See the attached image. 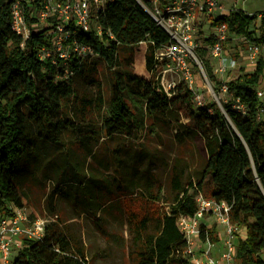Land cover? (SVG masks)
Listing matches in <instances>:
<instances>
[{
    "label": "trees",
    "instance_id": "trees-1",
    "mask_svg": "<svg viewBox=\"0 0 264 264\" xmlns=\"http://www.w3.org/2000/svg\"><path fill=\"white\" fill-rule=\"evenodd\" d=\"M12 2L0 0V216L9 214L12 206L25 207L21 186L41 165V159H47V164L57 165L58 175V184L48 195L50 213L58 215V202L70 199L76 209L97 218L99 229L109 236L98 216L118 210L127 219L135 264H192L177 220L180 214L196 213L200 193L232 204V221L238 226V263L264 264V121L257 117L263 104L258 89L262 87L264 56L252 72L228 81L232 100L224 104L227 113L218 107L211 111L212 106H195L193 90L178 84L166 91L156 78V53L170 43L169 33L137 0H110L92 12L102 27L101 34L93 29L72 35L92 46L97 54L94 57L110 70L106 98L102 84L94 78L98 71L94 57L73 56L69 66L74 73L68 77L63 66L41 60L40 47L50 45L53 27L36 28L43 0L26 1L31 30L25 40L12 29ZM256 19L255 14L231 10L212 23H226L231 36L264 43V13L259 35L251 30ZM56 20L51 18L54 24ZM143 42L147 44L146 68L151 79L139 76L132 68L136 49ZM197 53L208 77L219 88L220 81L206 59L207 49L200 47ZM78 74L90 78L94 93H79L74 80ZM238 98L247 106L246 115L232 107ZM162 127L173 129L180 144L199 137L204 149L193 173L175 170L167 208L155 205L162 199V187L154 193L153 180L138 185L125 174L129 165L125 141H139L145 131L156 134ZM68 135L77 139L80 153L65 148ZM103 138L118 143L111 149L115 165L107 167H115L117 176L112 179L96 168L89 169V158L96 154L95 147ZM139 145L141 155L147 156L144 144ZM138 187L148 200V208L143 212L127 206L123 209L125 189L132 194ZM207 235L213 243L220 240L217 224L208 228V234L203 231L202 239ZM12 263L91 264L81 240L59 219L47 225L42 239H24Z\"/></svg>",
    "mask_w": 264,
    "mask_h": 264
},
{
    "label": "built area",
    "instance_id": "built-area-1",
    "mask_svg": "<svg viewBox=\"0 0 264 264\" xmlns=\"http://www.w3.org/2000/svg\"><path fill=\"white\" fill-rule=\"evenodd\" d=\"M27 0H13L11 6L12 29L25 40L30 34L27 21ZM110 0H43L37 13L39 19L36 28H42V22L52 24L50 45L40 47L41 60L51 61L53 64L63 66L65 76L73 75L69 60L73 56H96L94 48L88 44L72 38L78 31L90 32L93 29L101 34L102 27L95 21L93 11L102 8ZM153 17L156 23L163 27L170 36V43L156 53L157 79L166 91L175 88L178 83L175 76L168 78L167 73L172 69L160 70V65L172 62L177 66L176 73L181 71L192 86L194 76L192 66L194 61L203 68V60L197 50L205 47L211 59L215 60L213 66L216 76H220L219 89L231 96L228 81L239 74L240 60L229 55L226 45L230 40L242 39L245 47L242 51L251 63L257 64L264 56V43L249 40L245 36H231L226 23L216 26L215 36L211 42H195L196 20L199 14L214 16L217 10H222L221 0H137ZM236 2L238 0H235ZM253 14V13H250ZM223 15V14H222ZM221 15V16H222ZM56 17V24L51 18ZM54 24V25H53ZM74 27L75 29H72ZM24 46V42L22 43ZM241 50V48H240ZM190 86V87H191ZM258 95L263 104L258 107L257 117L264 121V89H258ZM200 105L204 104L199 101ZM232 107L243 115L247 114L246 104L239 98L233 101ZM212 111V109L210 108ZM232 204L226 200L206 198L202 193L197 196V211L194 215L180 214L177 224L187 240L185 252L190 256L192 264H239L237 253L238 226L232 221ZM52 218H33L24 208L12 206L9 214L0 216V254L3 261L8 264L13 248L21 249L24 239L39 240L45 236L46 227L50 222L57 221L59 216ZM208 216L214 218L218 226L221 242L218 249L207 235L203 240L201 234H208V226L204 221ZM205 225V229H203ZM221 227V228H219ZM219 250V257L215 254ZM88 259V257H87ZM89 260V259H88Z\"/></svg>",
    "mask_w": 264,
    "mask_h": 264
},
{
    "label": "rangeland",
    "instance_id": "rangeland-1",
    "mask_svg": "<svg viewBox=\"0 0 264 264\" xmlns=\"http://www.w3.org/2000/svg\"><path fill=\"white\" fill-rule=\"evenodd\" d=\"M229 2V1H228ZM228 7H238L242 9L246 14L253 13L257 15L256 21L251 25V30L256 35L260 34V22L261 14L264 13V0H230ZM231 4V5H230ZM226 11H223L225 13ZM215 18L220 14H214ZM196 20V34L195 42L199 44L208 42V39H213L216 32V26L212 23L211 19H203L198 15ZM214 19V18H212ZM47 22H42V28L47 26ZM244 42L242 39H232L226 45V51L229 55L240 60L241 69L236 74H243L252 72L256 65L251 63L249 59L244 57ZM241 48V50H240ZM146 51L147 44L145 42L136 49L135 62L132 66L135 73L139 76L151 79V73L146 68ZM141 56L144 61V70H140V65L137 64V57ZM206 59L210 61L213 66H216L215 60L211 59L207 53ZM98 62V71L94 77L102 84L103 91L106 98L109 97L111 86V73L106 64L98 60L96 57L92 59ZM143 63V62H142ZM201 68L197 62L194 61L192 66L194 82L192 86L189 84L185 75L177 70V66L172 62L163 63L160 65V70L172 69L167 73L168 78L171 75L175 76V80L178 84H183L189 89L194 91L193 104L195 106H201V101L205 106H212L211 109L218 107L224 113L226 109L224 104L231 100V96L222 92L208 77L205 66ZM142 68V67H141ZM218 79L220 76H217ZM157 78V75H156ZM75 86L80 94L84 92L94 93V85L89 83L90 78L85 79L84 74L76 75L74 77ZM220 80V79H219ZM191 86V87H190ZM262 87L264 89V76L262 78ZM213 104V105H212ZM174 130L162 127L158 128L157 133L154 134L150 131H145L142 138L139 141L126 140L124 144H127L128 154V169L125 172L129 178H135L138 185L145 183L146 180H153L155 182L154 193H157L159 187H162L161 200L156 202L155 205H160L163 208H167V202L172 197V177L175 170H183L187 174L194 172L195 168L199 166L201 159L204 157L203 142L199 137L188 139L185 143H178L174 137ZM139 142H142L145 147L144 154L142 156L140 152ZM65 148H70L74 152H79L77 139L72 135H68L65 140ZM117 142L101 140L100 146L95 147V155L89 158V169H97L98 173H102V176L113 178L117 176L115 167L109 169L111 164L115 165V160L111 153V149L117 146ZM51 152H56L54 147H49ZM42 153V152H41ZM84 159V155H82ZM41 165L37 167V170L33 174H29L24 180L21 189L24 193L25 209L34 218H52L54 217L48 208V195L58 184V175L56 174V164H47V159H41ZM101 162V163H100ZM84 173V171H81ZM140 182V183H139ZM135 193L129 194V191L125 189L124 196L121 199V205L124 209L125 206L132 210L143 212L148 208L147 198L141 195L140 187L136 188ZM150 202V201H149ZM58 216L61 223L67 224L71 227L72 231L81 240L85 248V254L91 264H135L134 257L131 254L130 248V231L125 215H119L118 210L107 211L104 214L98 216L101 217L100 223L104 225V228L111 235L104 234L98 227L97 218L84 214L81 210L76 209L73 202L70 199H62L58 202ZM206 223V220L204 221ZM207 222L209 225H214V218L208 216ZM221 228V227H219ZM218 229V226H217ZM221 242H217L218 249ZM20 249L13 248V252L9 258L8 264H13V259L17 256ZM219 257V253L215 254ZM0 264H6L0 254Z\"/></svg>",
    "mask_w": 264,
    "mask_h": 264
},
{
    "label": "crops",
    "instance_id": "crops-1",
    "mask_svg": "<svg viewBox=\"0 0 264 264\" xmlns=\"http://www.w3.org/2000/svg\"><path fill=\"white\" fill-rule=\"evenodd\" d=\"M228 1H229V2H228ZM221 2H222V4H223V8H222V10H217V11L215 12V14H216V13L220 14L218 17H220L222 14H223V15L228 14L231 10H242V9H240V8H238V7H234V8L231 7V8H229L228 5H229V3H231L230 0H221ZM230 5H231V4H230ZM223 11H226V12L223 13ZM218 17H216V18H218ZM205 18H207V19H211L212 22L216 19V18H215V15L212 16V17H208L207 15L202 14V17H200L201 20H199V21H202V20L205 19ZM212 18H214V19H212ZM244 45H245V44H244ZM244 57H245V56H244ZM206 224H207L208 226H210L209 223L207 222V220H206ZM216 253L218 254V253H219V250H218Z\"/></svg>",
    "mask_w": 264,
    "mask_h": 264
},
{
    "label": "bare ground",
    "instance_id": "bare-ground-1",
    "mask_svg": "<svg viewBox=\"0 0 264 264\" xmlns=\"http://www.w3.org/2000/svg\"><path fill=\"white\" fill-rule=\"evenodd\" d=\"M143 62V63H142ZM137 64L138 65H140L141 67H140V70L142 69V70H144V61H143V59L141 58V56H139L138 55V57H137Z\"/></svg>",
    "mask_w": 264,
    "mask_h": 264
}]
</instances>
